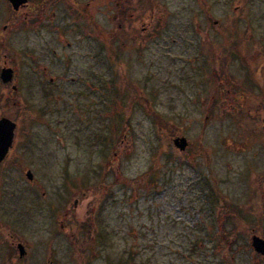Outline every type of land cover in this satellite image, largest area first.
Instances as JSON below:
<instances>
[{
	"label": "rangeland",
	"instance_id": "obj_1",
	"mask_svg": "<svg viewBox=\"0 0 264 264\" xmlns=\"http://www.w3.org/2000/svg\"><path fill=\"white\" fill-rule=\"evenodd\" d=\"M157 2L165 9L160 19L166 29L162 37L170 42L175 32L193 23L190 33L197 25L202 32L209 25V35H215L212 22L226 20L232 25L238 12L234 7L240 5L239 0ZM255 8L253 17L262 22L264 0H256ZM258 26L257 36L264 39V21ZM161 67L165 71L154 79L145 76L147 90L154 87L158 94L147 103L149 107L145 102L134 107L137 99L132 92L126 93L125 79L111 76L119 90L110 112L105 106L110 76L98 75L96 102L90 110L77 116L49 113L48 132L39 125L33 130V142L43 148L26 156L20 146L15 147L16 177L27 180L28 170L33 175L32 213L17 230L24 239L20 233L27 228L33 254L48 242V233L41 229L42 206L47 201L42 197H47L64 200L65 208L77 199L80 223L86 206L93 215L102 212V228L91 227L92 232L81 240L87 245L86 255L73 264L250 263L253 251L247 240L254 226L249 222L264 218V123L253 117L263 118L264 108L257 102L249 109L216 106L211 102L216 99L214 76L204 93L208 105L202 106L200 98L194 103L195 90H202L200 78L167 73L171 63L165 60ZM128 79L136 83L135 76ZM193 81H198L195 87ZM147 93L144 89L137 95ZM128 101L130 106H125ZM171 133L186 138L184 151L174 148ZM219 194L225 197V206ZM235 224L240 230L238 241L236 247L226 248L223 261L221 236L226 237L227 246ZM262 227L264 235V223ZM104 234L108 239L101 247L98 237ZM60 243L64 248L67 241Z\"/></svg>",
	"mask_w": 264,
	"mask_h": 264
},
{
	"label": "flooded vegetation",
	"instance_id": "obj_2",
	"mask_svg": "<svg viewBox=\"0 0 264 264\" xmlns=\"http://www.w3.org/2000/svg\"><path fill=\"white\" fill-rule=\"evenodd\" d=\"M157 1L15 0L12 4L0 0V120H9L14 127L12 146L0 163V264H73L74 259L86 255L87 245L81 240L92 232L91 227L102 228V212L93 215L88 213L87 206L86 217L79 222L77 199L72 207L65 208V201L60 198L55 202L42 197L47 201L42 206L41 229L48 233V242L44 249L33 254L27 228L23 227L24 232L20 233L24 239L17 234L20 222L32 213L29 206L33 181L16 177L19 165L14 153L16 146L26 156L33 149L43 148L36 140L33 142V130L39 125L48 132L49 113L77 116L90 110L96 102L98 75L110 76L105 100L110 112L116 106L119 90L111 76L125 79L126 93L132 92L137 99L134 107L145 103L149 107L147 103L158 94L154 87L147 90L145 76L154 79L161 70L165 71L161 67L164 60L171 63L167 73L189 76L191 80H197L193 76L200 78L198 86L202 90L194 89V103L200 98L202 106L208 105L204 93L210 90L208 85L214 76L216 99L211 102L216 106L249 109L257 102L264 108V39L257 36L261 28L258 24L264 20L257 22L256 16L253 17L256 0H239L232 25L226 20L212 22L211 33L215 35H209V25L203 32L197 25L195 32L190 33L196 24L193 23L187 30L175 32L171 42L162 37L166 29L160 19L165 9ZM241 23H244L242 30ZM134 76L136 83L131 84L128 77ZM197 83L193 81V87ZM134 89L138 93L145 89L148 93L138 96ZM253 118L264 123V117ZM20 174L23 175V170ZM88 192L87 189L82 193L83 198ZM219 196L225 206V197ZM263 223L264 218L249 222L254 226L247 240V247L253 251L249 264H264V256L255 253L251 246L253 235L264 239ZM238 228L235 224L230 230L227 246H224L226 237L221 236L223 261L226 248L230 244L236 247ZM256 229L259 233H255ZM98 239L101 247L106 246V234ZM63 240L67 241L64 248L60 243Z\"/></svg>",
	"mask_w": 264,
	"mask_h": 264
},
{
	"label": "water",
	"instance_id": "obj_3",
	"mask_svg": "<svg viewBox=\"0 0 264 264\" xmlns=\"http://www.w3.org/2000/svg\"><path fill=\"white\" fill-rule=\"evenodd\" d=\"M10 3L15 4V0H9ZM22 2L24 0H21ZM18 4V3H16ZM14 137V127L13 124L7 120H0V163L8 153L9 149L12 146ZM173 145L179 151H184L188 147V143L184 137H176L173 139ZM28 180H32V174L30 172L26 173ZM251 246L254 252L264 256V239H261L257 236H253L251 239Z\"/></svg>",
	"mask_w": 264,
	"mask_h": 264
},
{
	"label": "trees",
	"instance_id": "obj_4",
	"mask_svg": "<svg viewBox=\"0 0 264 264\" xmlns=\"http://www.w3.org/2000/svg\"><path fill=\"white\" fill-rule=\"evenodd\" d=\"M155 123H158V124L161 126V123H160V122H157V121H156ZM169 135H170V136H173L172 133L169 134ZM116 264H125V263H122V262H116Z\"/></svg>",
	"mask_w": 264,
	"mask_h": 264
}]
</instances>
